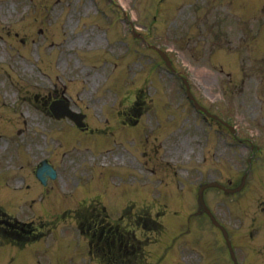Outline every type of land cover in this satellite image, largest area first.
I'll return each mask as SVG.
<instances>
[{
	"label": "rangeland",
	"instance_id": "rangeland-1",
	"mask_svg": "<svg viewBox=\"0 0 264 264\" xmlns=\"http://www.w3.org/2000/svg\"><path fill=\"white\" fill-rule=\"evenodd\" d=\"M107 1L0 0V108L7 107L0 110V123L8 121L11 108L18 110L11 121H26L22 129L17 127L21 129L17 137L21 144L25 141L28 152L32 150L30 160L51 158L59 175L53 188L49 186L52 182L46 187L38 185L37 198L41 200L42 195L46 202L53 200V206L41 209L40 217L45 220L39 227L29 228L35 230L34 242L20 239L21 245H26L23 250L40 257L42 262L38 264H54V256L48 255L70 247L69 224H78L80 212L90 211L83 209V199L77 192L93 190L88 196L91 202L102 198L98 194L103 191H114L121 195L118 206L126 192L131 198L121 208L106 206L111 220H123L121 212L130 204L134 211L152 220L144 227L133 218L138 213L127 217L136 224L131 228H136L138 238L150 239L141 252L143 256L145 250L150 252L151 263H146L144 257L141 264H157V259L165 264L177 247L180 251H194L199 264H230L225 249L211 239L213 231L207 234L208 221L194 217V224H190L187 216L198 208V186L215 175L214 179L228 183L231 179L239 182L248 172L244 190L248 194L254 191L255 197L264 192L259 183L260 176H264V65L260 64L264 46L262 50L257 19L260 0H236L238 10L232 9L230 0H211L212 22L219 12L225 15L217 18L219 25L226 22L222 32H217L218 24H206L201 16L209 9L196 10V0H114L113 7ZM100 8L106 10V15L96 10ZM240 10L245 12L243 20L233 15L234 11L242 14ZM125 14L146 38L136 39L128 31L125 40L131 49L123 45V35L119 36L129 28L127 21L119 20ZM118 29L116 36L114 31ZM93 42L95 46L90 47ZM150 44L170 54L175 68L188 80L202 105L226 121L232 120L246 139L241 146L231 145L232 138L222 125L204 122L189 102L182 79L166 69L164 60ZM117 64L120 74L115 75ZM35 91H41L44 99L31 104L28 100L33 101ZM59 98L87 112L91 130L97 126L93 130L98 135L91 136L95 142L68 121L62 125L56 122L59 127L53 129L56 124L46 116L47 105ZM7 132L14 136L10 129ZM103 132L108 137H101ZM4 141L6 137L0 139V151ZM89 146L90 151L81 150ZM106 150L113 151L97 153ZM20 161L13 164L20 165ZM0 164L4 166L7 161L0 159ZM13 177L9 174L8 181ZM70 191L72 197L66 195ZM21 194L14 199V207L9 205L11 212H19L16 202L23 197ZM206 197L218 217L224 218L227 203L223 194L210 190ZM244 197L252 200L249 195ZM214 199L218 205L213 204ZM187 204L193 208L190 211L187 206L182 217V212L175 210ZM125 223L121 222V232L126 237L133 231ZM24 230L23 235H28L24 240L33 237L27 227ZM189 230L193 232L191 239L184 235ZM66 243L68 247L64 248ZM84 244L90 250L85 239ZM180 251L175 253L177 261L188 264ZM11 253L0 250L1 262ZM80 253L68 256L67 264H96L82 249Z\"/></svg>",
	"mask_w": 264,
	"mask_h": 264
}]
</instances>
